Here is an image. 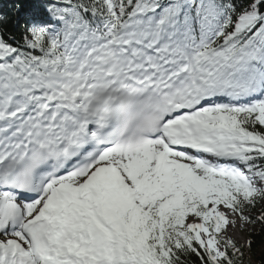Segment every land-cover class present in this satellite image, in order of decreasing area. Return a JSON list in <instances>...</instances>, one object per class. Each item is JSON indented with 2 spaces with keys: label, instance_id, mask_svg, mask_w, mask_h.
<instances>
[{
  "label": "trees",
  "instance_id": "16d2710c",
  "mask_svg": "<svg viewBox=\"0 0 264 264\" xmlns=\"http://www.w3.org/2000/svg\"><path fill=\"white\" fill-rule=\"evenodd\" d=\"M199 1L197 11L181 13L183 29H196L198 14L203 10L212 11L221 33L206 50L217 58V63L234 65L242 56L253 53L255 59L251 64L263 70L264 0ZM170 3L171 0H133L129 9L157 7L161 12L167 11ZM102 8V3L94 0H0V40L9 49L7 66L23 77L27 69L36 68L51 51L46 33L50 29L44 27L37 34L31 25H49L53 17H62L68 34L96 22L104 14ZM31 34L35 41L29 44ZM1 72L10 80L4 66H0ZM235 130L241 134L242 145L247 149L244 162L260 175L263 189L252 196L238 191L227 201L238 216L246 217L250 224L257 226L255 231L246 234L245 248L220 240L225 253L222 258L214 259L212 252L195 241L194 230L185 231L179 221L169 229L156 226L148 245L157 264H264V249L259 251L264 245V124L256 114L241 113L236 118Z\"/></svg>",
  "mask_w": 264,
  "mask_h": 264
},
{
  "label": "rangeland",
  "instance_id": "374dc122",
  "mask_svg": "<svg viewBox=\"0 0 264 264\" xmlns=\"http://www.w3.org/2000/svg\"><path fill=\"white\" fill-rule=\"evenodd\" d=\"M107 11L109 12L110 21L108 22L107 26L110 28H115L114 25L118 23L122 19L125 18L126 6L122 4L124 2H131V0H103ZM198 0H186L184 3L186 9L193 10L195 5H197ZM178 9V8H177ZM209 13V12H208ZM128 20V19H127ZM60 24H62L63 20H58ZM147 22L151 23L153 26L151 27L152 31L147 33L145 39H153L157 41L159 37H173L176 38V50L180 53L182 51V47L186 46V40L192 43L194 49L196 50V56L198 57L199 50L206 46L209 42V37L213 33L210 28H203L199 29V33L196 37H190L186 35L185 37L177 34L178 28V18L177 15L172 16L170 19H166L162 21L160 24H156L153 20L148 19ZM57 25H54L52 31L53 33L56 30ZM131 35L138 32H144V30L148 29V26H143L142 28L139 26H124L119 29L117 32L116 37L119 38L121 36V32L123 30L130 31ZM161 35V36H160ZM63 36V35H62ZM69 40H66L64 43H61L56 48H60L62 50V54L66 49H69ZM29 43L34 41L33 36L29 37ZM51 44L54 45L56 40L51 38ZM204 70L207 71L208 76L216 77L219 79L221 77L214 68L210 61L206 59H202ZM58 66V62L54 60L52 57L48 60H45V66H42L37 73L31 74L27 76V80L21 83L20 85L17 84L12 87H4L6 88V93L4 95H0V104L4 105L9 101H13L15 99L21 100L22 98L28 95V92L32 91L34 95L39 96L40 94L37 93L40 91L41 88L48 89L52 88L50 81H53V75H45V73L50 68H56ZM256 78V77H255ZM238 80V78H237ZM257 80V79H256ZM258 85V80L256 81ZM37 91V92H35ZM14 96V97H13ZM31 98L28 100L32 102L34 97L28 96ZM218 123L221 129L224 128L226 136H228V141L232 138H237L235 132L233 131H226L228 126L227 124ZM216 122L205 126L201 132V136L208 141L211 137L214 136L218 137V132L214 130V126ZM221 141L218 140V143ZM196 173V181L192 185H188L187 187H182L177 195H174L169 203H156V202H144V203H137V205L130 208L127 215L123 216L119 209H123L122 207H117L114 209L116 214H120L121 217L117 219L115 224V231L116 236L119 237L115 240L118 252L116 251L115 256L117 259L120 260V264H135V261H138L139 264H151L153 260L151 259L150 255L148 254L147 250L144 248V241L146 240L148 234L152 230V225L156 223L157 218L162 220V224L165 222L167 217L175 216L177 219H180L182 222L184 230H188L190 228L195 229V240L201 246L206 248L208 251L213 253L214 259H220L224 256V247L220 243V240H224L225 242H233L234 247L238 248H245L246 246V234L255 231L256 225H252L248 222L246 217L238 218L240 222V234L241 240H235L227 232V223L223 220L222 214L218 212H211L210 207L211 202H214L218 206V203H224V199L227 197L230 198L234 193H236V187L234 186L233 182L230 180H221L211 178L207 175V173L203 172L201 169H196L194 171ZM134 186V185H133ZM241 186V185H239ZM243 187L244 192H248V194H253L256 191L261 190L262 185L259 178L255 175L252 181L248 183L246 186ZM152 195V194H151ZM138 199V198H137ZM227 205V203H226ZM126 206V205H125ZM200 207H205L206 212H200ZM228 206V205H227ZM262 206V203H259V208ZM228 211L234 213L230 206ZM124 210L127 212L128 207H125ZM140 211V212H139ZM125 212V213H126ZM143 213V214H142ZM235 214V213H234ZM236 215V214H235ZM127 216V218H126ZM125 220H120L122 218ZM120 220V221H119ZM192 220L195 224L189 223ZM119 221V222H118ZM121 224V227L119 228ZM119 228V229H118ZM118 229V230H117ZM118 231V232H117ZM108 243V241H107ZM113 243V242H111ZM105 246V245H104ZM112 249V248H111ZM264 249V245L260 248L259 251ZM102 252V248L100 249ZM114 251V250H113ZM106 255L109 254L108 248L104 249ZM103 253V252H102ZM129 253L131 255V261L127 262L122 260V258ZM104 254V253H103ZM247 257V254L244 255ZM112 257V256H111ZM110 257V258H111ZM114 258V257H113ZM117 263V260H116ZM119 264V263H118Z\"/></svg>",
  "mask_w": 264,
  "mask_h": 264
},
{
  "label": "bare ground",
  "instance_id": "6f19581e",
  "mask_svg": "<svg viewBox=\"0 0 264 264\" xmlns=\"http://www.w3.org/2000/svg\"><path fill=\"white\" fill-rule=\"evenodd\" d=\"M149 40L150 39H146L144 41L148 42ZM165 42L169 43L167 47L161 44ZM171 42V38L160 37L159 41L157 42V48L160 47L162 49L161 53L163 55H169L172 48ZM138 45L140 44H137L136 46ZM94 60L98 62L102 61L103 55H98ZM73 83L72 93L74 94L77 91L78 83L76 81ZM91 90L92 88L88 89V91ZM28 96L34 97V101L37 100V96H35L31 91L26 97L22 98L21 102H27L30 100L31 98ZM89 98L90 96L87 97L88 100ZM34 101L32 102L34 103ZM14 109H11V111ZM9 112L10 111L7 113ZM132 164H134V162ZM178 171L184 175L188 172V170H186L184 167H178ZM106 180L107 178L105 174L99 175L96 178L89 180L86 186L90 190L91 196L88 197L85 202L79 205L76 204L77 207L71 212L68 220L65 223L61 239L70 241L69 244L74 250L71 254L73 260L81 257V260L87 259L90 264H106L105 255L100 251V249L104 247L111 235H117L114 229L116 221L121 217V215L119 213H115V206L117 205V207H122L127 205L124 194H122L119 189L121 183L116 182L114 179H110L109 183ZM100 182H102L107 187V191L105 193H98ZM145 186L147 185L141 184L139 185V188L144 189ZM150 189L152 191L151 194H154V192H157L159 189H161V187L151 186ZM227 205L226 203L224 204L222 202L218 203L217 206L214 204V202H211L210 213L218 212L222 214L223 220L227 223L226 233L235 240H241V232L239 229L240 222L238 220L239 217L235 215L236 213L231 207V210L235 214L228 211L227 208H229V205ZM121 210H123L122 214L125 216L126 211L124 208H121ZM189 223L193 225L195 224L192 220H190ZM111 248H114V245ZM113 253L114 251L111 250L110 257H112L110 258V262H115V264H118L116 263L117 259L113 258Z\"/></svg>",
  "mask_w": 264,
  "mask_h": 264
}]
</instances>
